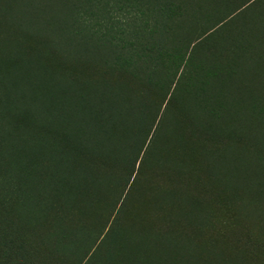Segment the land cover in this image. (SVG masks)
Here are the masks:
<instances>
[{"label": "rangeland", "instance_id": "rangeland-1", "mask_svg": "<svg viewBox=\"0 0 264 264\" xmlns=\"http://www.w3.org/2000/svg\"><path fill=\"white\" fill-rule=\"evenodd\" d=\"M120 1L0 0V264H264V0Z\"/></svg>", "mask_w": 264, "mask_h": 264}, {"label": "trees", "instance_id": "trees-1", "mask_svg": "<svg viewBox=\"0 0 264 264\" xmlns=\"http://www.w3.org/2000/svg\"><path fill=\"white\" fill-rule=\"evenodd\" d=\"M105 0H92V4L94 5L95 9L99 11V7L102 6V2H104ZM142 3V2H141ZM120 10H119V20L115 21V23L113 24H108V26L106 28L109 27L110 32H113L115 34L118 35V37L115 40H112L109 38V46L112 47H117L120 48L123 52H128L129 54H132V52H137L136 48H142L143 51H147V53L149 54L152 49H143V43H141L138 40H135L133 42L125 40L124 38L127 35V27H133L135 29V35L136 36H141L144 33H146L147 31V24H144L146 20H143L142 18L144 17L143 13H145V11L142 9L141 4L139 3V1H131V0H121L120 2H118ZM111 5V4H109ZM126 10H131V13H128ZM125 15H129L130 16V21L132 22V25L127 26L126 27V20L127 17ZM147 23V22H146ZM136 25V26H135ZM140 25V27H139ZM99 27V24L95 22L94 26L89 27L88 32H92L93 30H95V28ZM103 26L99 27V31H97V33L95 34L96 36H102L103 33H106V28L102 29ZM139 27V28H137ZM101 30H103V32H101ZM103 40H101L100 42H102ZM145 43V42H144ZM134 45H138L136 47H134ZM153 52V51H152ZM141 59H146V56H141ZM149 59V57L147 58ZM130 62V59H129Z\"/></svg>", "mask_w": 264, "mask_h": 264}]
</instances>
